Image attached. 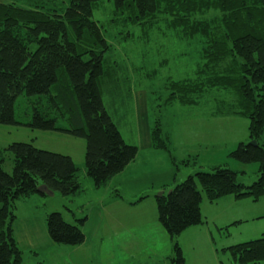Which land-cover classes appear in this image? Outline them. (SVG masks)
I'll return each instance as SVG.
<instances>
[{
	"label": "trees",
	"instance_id": "1",
	"mask_svg": "<svg viewBox=\"0 0 264 264\" xmlns=\"http://www.w3.org/2000/svg\"><path fill=\"white\" fill-rule=\"evenodd\" d=\"M101 2L113 5V22L140 25L148 37L158 29L170 41L169 48L176 42L185 43L190 56L192 51L195 54L194 64L201 62L206 72L241 64L239 89L250 120L249 140L256 141L257 146L240 144L231 155L243 164L259 163L258 180L245 187L237 172L218 166L210 173L189 176L171 189L169 196L164 188L165 196L156 201L159 222L167 235L175 239L205 223L201 214L203 193L210 204L229 196L255 202L262 198L264 39L259 33L264 31V0H63V12L49 9L42 0L0 3V125H19V98H37L30 102L33 118L28 126L63 130L84 138L85 170L96 189L106 186L136 160L139 148L125 142L103 102L108 79L104 66L109 64L113 50L94 19V10ZM59 122L68 123V127H59ZM151 143L179 167L159 125L151 129ZM7 152L13 156V169L12 173L4 169L0 152V264H22L13 232L17 202L37 195L46 197L38 193L41 185L64 198L77 196L82 192L80 169L71 157L27 143L9 145ZM191 164V160L182 162L187 167ZM86 221L71 225L61 213H51L45 219L48 234L59 247L83 245ZM175 251L177 259L173 262L186 264L178 246ZM230 254L239 264H261L264 235L230 248Z\"/></svg>",
	"mask_w": 264,
	"mask_h": 264
},
{
	"label": "rangeland",
	"instance_id": "2",
	"mask_svg": "<svg viewBox=\"0 0 264 264\" xmlns=\"http://www.w3.org/2000/svg\"><path fill=\"white\" fill-rule=\"evenodd\" d=\"M42 1L49 9L55 8L60 12L65 10L63 0ZM98 5L99 8L94 10V19L102 26L113 50L108 57L111 58L109 64L104 66L108 74L103 98L107 111L129 145L141 146L142 134L148 132L147 124L151 129L159 125L179 167L174 165L166 153L168 164H165L164 155H160L162 163L158 161L154 164V169L147 172L148 177L137 185H121V188L118 186L116 189L115 184L110 181L98 190L85 170L86 140L63 130L30 128L28 124L33 118L30 102L37 98L20 97L16 106L19 125H0V152L5 160L4 169L12 173L13 156L7 149L14 143H27L39 150L71 157L80 169L79 183L82 187V192L74 198V209L83 207L82 213L76 214L77 217H86L93 205H98L101 201L107 203L112 196L117 195L106 206L103 230L107 229L108 234L118 239L117 242L119 238L126 236L121 233L126 230L136 236L141 241L136 247L140 264H176L173 262L177 259L176 246L180 248L186 264H239L231 257L230 248L258 240L264 235V196L257 202L246 198L237 204L233 199L235 197L229 196L228 199L210 204L203 193L201 214L205 223L191 227L172 239L158 218L156 198L162 192H157V188L151 184L153 181L168 180L172 183L174 180L176 183L173 182V189L184 183L189 176L198 172L210 173L218 166H226L237 172L240 183L245 187L252 186L258 180L259 163L243 164L231 155L240 144L251 143L250 120L244 113L239 89L241 64H228L223 70L206 72L202 70L204 64H194L195 54L192 51L190 56L189 47L185 43L176 42L172 45L173 48H169L170 41H166L159 33L160 30L151 31L152 36L148 37L143 34L144 30L140 25L128 26V21H123L122 24L113 22L111 3L101 2ZM259 34L264 39V31ZM35 48L34 46L33 49ZM146 95L148 97L145 100ZM146 105L149 115H145L146 110H142ZM59 127H68V123L59 122ZM148 137L149 135L147 139ZM188 160H191V166L182 165V162ZM157 165L160 167L156 168ZM139 167L146 170L140 164ZM149 179L152 181L150 185L147 182ZM198 190L202 192L200 186ZM143 191V195H150V198L128 210L127 203L133 201L138 192ZM169 192L171 190L167 193ZM35 198L38 197L18 201L15 214H25L26 209L22 204ZM65 199L68 198L59 193L53 197H45L42 200L47 206L42 210L58 209ZM153 210H156V218L152 217ZM61 211L64 212L62 209ZM70 217L71 214L67 219L70 220ZM153 219L158 223L151 224ZM72 224L77 225V221ZM144 224L150 225L146 227ZM108 227L111 229L108 230ZM131 235L128 234L127 237ZM78 248L74 253L81 261L78 264H88L87 259H82L92 253L97 257H93L94 264H105L98 259L106 254L105 246L94 249L93 246L81 245ZM110 249L109 254L124 253L118 243L117 246L111 245ZM26 256L25 262L31 263L32 258L28 260L29 257ZM107 261L109 264H118L112 260Z\"/></svg>",
	"mask_w": 264,
	"mask_h": 264
},
{
	"label": "crops",
	"instance_id": "3",
	"mask_svg": "<svg viewBox=\"0 0 264 264\" xmlns=\"http://www.w3.org/2000/svg\"><path fill=\"white\" fill-rule=\"evenodd\" d=\"M13 2V0H0V3H9ZM25 3H27V0H24ZM148 95L145 96V100L147 99ZM143 111L146 110L145 115L148 114V106L143 109ZM149 115V114H148ZM148 125V132L145 131L142 136V144L141 146H137L139 148V152L137 155L136 160L127 167L125 172H123L121 175H118L112 180V183L115 184V188L118 189L121 188V185H137L141 180H145V177L153 168V165L158 163H162V158H160V155H164L163 159L165 161V164H168V155L166 152L163 151L164 154H162L161 150H155L152 148L151 143V127L149 128ZM141 135V134H140ZM147 135H149L147 139ZM158 154V156H157ZM155 157V158H154ZM139 164L142 166V168L146 170H141V167H139ZM157 167H160V165H157ZM149 169V170H148ZM148 184H151V180L149 179ZM168 180L165 181H156L152 182V186H155L157 188V192H167L164 190V188L171 190L173 182L176 183V181H172V183L168 182ZM242 182V181H241ZM156 183V184H155ZM174 183V184H175ZM243 183V182H242ZM244 184V183H243ZM102 189V188H101ZM98 189V190H101ZM96 190V189H95ZM136 190V189H135ZM143 192H138L136 198L133 201H129L127 203V209L130 210L133 207H138L139 203L142 204V201L139 202V199L143 196H148L147 198H150V195H143ZM119 196V195H118ZM38 198H35L33 200H30L29 202H24L22 206H24V209H26V213L22 215H17V219L13 223V232L14 237L17 241L18 247L22 253V264H78L80 263V259L74 256V253L78 251V247H59L56 246L47 231L45 219L46 216L51 214V212L57 211L58 213H61L64 220L71 224L74 221L81 220L77 217L76 214L82 213L83 207H78L77 209H74L75 206V197H71L65 200H62V207H59L58 209H45L44 211L42 208H45L47 205L43 203L42 199H45L43 196H35ZM47 197V196H46ZM117 198L116 196H112L111 199L105 203L104 201H101L98 205H93L86 217L82 219H86L87 222L83 228V232L85 235V243L84 245L93 246L94 249L96 247L102 246L104 248L106 254H102L100 258H98L100 261L104 262L105 264H109L107 260H112V262H116L118 264H140V256L138 254L137 248L141 241L136 239V236L131 235V233L128 232V230L121 232L122 234L126 235L124 237H121L118 233L119 242H117L118 239H114L112 234H108L107 229L103 230V225L105 224V213H107L106 206L110 205L113 202V199ZM120 198H123L122 196ZM146 198V199H147ZM227 198V197H226ZM233 198V197H231ZM37 199V200H36ZM228 199V198H227ZM235 199V198H233ZM116 200V199H115ZM144 201V200H143ZM235 203H239L241 200L235 199ZM38 203V204H34ZM138 203V204H136ZM136 204V205H135ZM61 209L64 211L62 212ZM18 208H16V211ZM68 210V211H65ZM106 211V212H105ZM109 211V208H108ZM113 211V210H110ZM156 211V210H155ZM155 211L153 210L152 217L155 216ZM71 214V219L68 220L67 217ZM156 218V216H155ZM156 224L158 221L153 219V222L151 224ZM146 227L150 224H144ZM111 228L108 227V230ZM1 231V230H0ZM130 234V237H127V235ZM117 243L121 246V251H124V253L121 254H109L108 251H110V246ZM144 242L142 241V245ZM28 255V260H31V263L25 262V258ZM93 257H96L95 253L88 254L86 258L88 264H94ZM97 258V257H96ZM98 259H96L98 261Z\"/></svg>",
	"mask_w": 264,
	"mask_h": 264
},
{
	"label": "water",
	"instance_id": "4",
	"mask_svg": "<svg viewBox=\"0 0 264 264\" xmlns=\"http://www.w3.org/2000/svg\"><path fill=\"white\" fill-rule=\"evenodd\" d=\"M252 146H257V143L254 141H252L250 143ZM38 193L39 194H43L45 196H48V197H53L55 195V193H53L52 191H50L46 185H41L39 188H38ZM171 192L167 193L166 196H169ZM165 196V192H162L160 193L157 198H161V197H164Z\"/></svg>",
	"mask_w": 264,
	"mask_h": 264
},
{
	"label": "bare ground",
	"instance_id": "5",
	"mask_svg": "<svg viewBox=\"0 0 264 264\" xmlns=\"http://www.w3.org/2000/svg\"><path fill=\"white\" fill-rule=\"evenodd\" d=\"M254 142V141H253ZM256 142V141H255ZM257 143V142H256Z\"/></svg>",
	"mask_w": 264,
	"mask_h": 264
}]
</instances>
